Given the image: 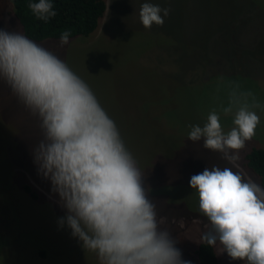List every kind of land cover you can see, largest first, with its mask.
<instances>
[{
  "label": "rangeland",
  "instance_id": "rangeland-1",
  "mask_svg": "<svg viewBox=\"0 0 264 264\" xmlns=\"http://www.w3.org/2000/svg\"><path fill=\"white\" fill-rule=\"evenodd\" d=\"M104 2L89 35L69 38L64 47L59 39L36 43L91 87L142 170V186L161 229L182 259L196 264L193 250L209 221L199 211L191 177L205 168L229 167L257 183L243 156L250 147L264 149V0H148L171 10L162 27L151 29L139 19L145 0ZM0 29L21 33L9 0H0ZM234 89L251 92L249 101L254 97L261 105L254 109L260 124L239 153V169L205 148L203 138H188L189 125L203 126L212 109L230 130L232 115L222 108ZM39 125L0 80V264H99L72 235L68 211L35 161L34 149L44 139ZM213 247L219 264L246 263L231 259L219 244Z\"/></svg>",
  "mask_w": 264,
  "mask_h": 264
},
{
  "label": "clouds",
  "instance_id": "clouds-1",
  "mask_svg": "<svg viewBox=\"0 0 264 264\" xmlns=\"http://www.w3.org/2000/svg\"><path fill=\"white\" fill-rule=\"evenodd\" d=\"M28 8L45 22L57 15L51 0ZM170 11L145 0L139 19L145 29L162 27ZM70 35L63 31L58 45H67ZM0 80L38 117L44 139L34 149L35 161L68 211L72 235L97 255L99 264H190L161 229L142 186V170L115 121L63 59L19 32L0 29ZM251 96L235 89L229 93L222 112L232 115L230 130L212 109L203 126L189 125L188 138H203L205 148L239 169V153L260 124L254 109L261 105L254 97L250 102ZM189 183L209 221L202 240L219 244L233 260L264 264V187L242 170L217 166L193 175Z\"/></svg>",
  "mask_w": 264,
  "mask_h": 264
},
{
  "label": "trees",
  "instance_id": "trees-1",
  "mask_svg": "<svg viewBox=\"0 0 264 264\" xmlns=\"http://www.w3.org/2000/svg\"><path fill=\"white\" fill-rule=\"evenodd\" d=\"M32 2L38 0H9L10 12L16 19L21 33L35 42L47 38L59 39L61 33L66 30L70 31V38L77 35L87 36L95 30L105 10L104 0H51L57 15L45 22L37 19L28 8V4ZM243 158L245 168L257 178V183L264 187V149L250 147ZM22 189L32 199L36 198L35 192L30 190L29 186L23 185ZM193 253L196 264H219L213 246L204 241L197 243Z\"/></svg>",
  "mask_w": 264,
  "mask_h": 264
},
{
  "label": "crops",
  "instance_id": "crops-1",
  "mask_svg": "<svg viewBox=\"0 0 264 264\" xmlns=\"http://www.w3.org/2000/svg\"><path fill=\"white\" fill-rule=\"evenodd\" d=\"M214 248V247H213ZM215 252H216V249L214 248Z\"/></svg>",
  "mask_w": 264,
  "mask_h": 264
}]
</instances>
